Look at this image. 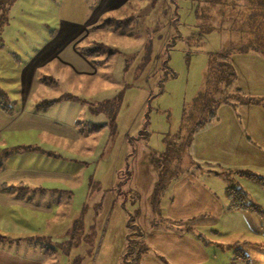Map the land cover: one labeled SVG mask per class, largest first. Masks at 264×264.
Masks as SVG:
<instances>
[{
    "label": "rangeland",
    "instance_id": "374dc122",
    "mask_svg": "<svg viewBox=\"0 0 264 264\" xmlns=\"http://www.w3.org/2000/svg\"><path fill=\"white\" fill-rule=\"evenodd\" d=\"M100 1L0 0V75L11 73L0 83L7 90L5 103L13 110L17 94L12 92L11 67L16 57L28 58L63 23L84 24L87 34L78 46L98 48L92 56L98 74L91 82L84 85L74 76L61 77L42 86L35 94L40 104L30 105L67 125L80 120V137L74 141L59 134L45 136L49 144L39 145L45 158L23 152L8 159L11 147L0 148V167L6 162L57 173L25 177L19 183L7 181L2 190L51 207L49 212L9 208L0 215L2 234L35 236L41 245L34 252L15 245L9 248L42 264H138L134 259L139 255L152 253L144 249L133 224H164V208L151 203L159 163L174 155L199 121L201 91L212 64L241 41L233 22L218 19L214 8L206 18L195 15L198 1V12L208 11L202 0H120L116 7L101 11ZM62 90L74 92L78 99L50 105L48 100H60ZM94 124L104 126L90 136L87 131ZM12 134L22 142L44 135L32 129L7 130L2 138L8 140ZM127 167L132 169L133 186L127 184ZM218 171L223 172L218 179L225 187H237L247 202L264 211L263 167H253V177L228 168ZM203 179L215 190L214 183L220 182L214 176ZM170 185L163 193H170ZM222 225L217 226L219 233H201L203 242L215 250V259L204 264H264L263 218L240 211L223 219Z\"/></svg>",
    "mask_w": 264,
    "mask_h": 264
},
{
    "label": "crops",
    "instance_id": "0c3cea01",
    "mask_svg": "<svg viewBox=\"0 0 264 264\" xmlns=\"http://www.w3.org/2000/svg\"><path fill=\"white\" fill-rule=\"evenodd\" d=\"M119 1L101 0L99 10L114 8ZM86 34L84 24L72 27L63 23L60 31L51 33L43 45L36 48L28 58L23 60L16 57L13 62L11 61L13 64L12 86L14 87L12 92L17 94V100L14 99L16 106L10 114L0 109V148L11 147L12 150H9V153H13L8 159L24 154L23 152H36L38 157L45 158V149L39 145L42 142L49 144V138L45 137L47 135L59 134L74 141L80 137L81 133L77 126L81 125L80 120L75 119L72 125H67L59 119L39 114L30 108V105L38 99L35 94L42 86L48 87L55 84L61 77L74 76L75 80L82 79L86 85V82H91L97 76L98 63L92 62L79 51L78 42ZM229 59L236 71L237 85L249 95L264 97V57L255 52H234ZM54 61L56 63H52ZM54 70L63 72H53ZM5 75H0V80H3ZM8 75L11 73H7L6 76ZM0 88L7 94L6 88L1 83ZM64 90L60 92V100L59 98L48 100L50 105L62 100L71 102L78 99V95L74 92H63ZM36 104H40V100ZM26 129H32L44 135L39 139L34 138L25 142L20 141L14 134L8 140L2 138L7 130H11L12 133ZM87 134L92 136V133L87 132ZM188 149L194 160L213 170L218 171V167L247 171H252L253 167L264 168V107L252 103L241 104L235 110L228 104L220 105L216 119L195 132ZM56 174L54 170L15 167L5 162L0 167V185L7 181L19 183L26 180L25 177L34 178L42 175L48 177ZM127 174L129 178L127 184L129 182V186H133L132 169L127 167ZM61 175L72 177L69 173H61ZM210 176H214L216 180L220 178V175L212 172H186L171 182L170 193H163L167 196L159 202L161 208H164V224H145L143 227L138 225L139 238L144 244V249L152 251L143 256L139 255L138 264H204L215 259V253H213L215 250L210 249V245L203 242L201 233L206 231L219 233L217 226L220 225L223 228V219L227 220L229 216L240 211L227 209L223 181L214 183L216 190L207 186L203 178ZM2 190L0 186V215L9 208L51 211V207L28 199L24 200L19 195L14 196L13 193ZM133 194V197L137 195V199L140 198L137 193ZM34 195L42 198L56 197L51 196L50 193H34ZM162 200H165L164 204ZM245 212L242 211V213ZM136 215L139 222L138 207ZM2 233L4 232L0 230V237H3L0 239H5L0 242V264H42L37 258L25 256L9 248L10 245H15L34 252L41 247L36 239L38 237L27 235L13 238L14 236L9 237ZM7 243L8 246H6ZM216 245L217 243L214 246Z\"/></svg>",
    "mask_w": 264,
    "mask_h": 264
},
{
    "label": "trees",
    "instance_id": "16d2710c",
    "mask_svg": "<svg viewBox=\"0 0 264 264\" xmlns=\"http://www.w3.org/2000/svg\"><path fill=\"white\" fill-rule=\"evenodd\" d=\"M208 4L207 13L202 15L198 12V1L195 15L199 18H206L212 15L219 18L229 19L234 27L242 34L241 41L231 47L228 52L221 53L218 59L212 64L206 73L205 83L201 91V111L200 119L195 128L188 134L185 141L176 148L174 155L164 156L159 163V176L155 182L151 203L154 208L159 206L160 198L171 181L186 172L201 173L209 172L221 174L217 170L204 167L203 163L194 160L189 154V146L195 132L205 124L213 121L217 117V109L222 104L238 107L241 104H259L264 107L263 96H253L245 93L236 83V71L230 62V55L234 52H255L264 57V0H202ZM1 20V19H0ZM1 27V26H0ZM79 51L86 58L92 60L94 54L98 53L97 47L80 46ZM111 55V54H109ZM5 93L0 89V109L10 114L13 112L11 106L5 103ZM104 125L94 124L87 132L95 133ZM241 176H256L247 170H235ZM6 182L1 183V188L5 189ZM227 199V209L230 211H249L264 219V211L255 203L247 202L245 194L233 185H227L224 189ZM132 219V218H130ZM140 235L138 225L133 224ZM127 226H131L130 221ZM3 238V237H0ZM127 237V241H129ZM246 258V256H243ZM138 257L134 260L137 261Z\"/></svg>",
    "mask_w": 264,
    "mask_h": 264
}]
</instances>
